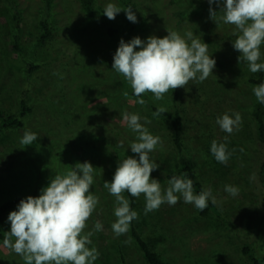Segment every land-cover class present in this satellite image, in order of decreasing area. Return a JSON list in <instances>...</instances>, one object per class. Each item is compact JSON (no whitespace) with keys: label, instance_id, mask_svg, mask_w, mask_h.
Here are the masks:
<instances>
[{"label":"rangeland","instance_id":"obj_1","mask_svg":"<svg viewBox=\"0 0 264 264\" xmlns=\"http://www.w3.org/2000/svg\"><path fill=\"white\" fill-rule=\"evenodd\" d=\"M109 2L123 9L133 7L138 22H130L123 10L114 20L108 19L103 9ZM211 7L217 11L215 20L208 0H51L49 7L45 0H0V110L18 116L22 107L29 109L21 127H6L0 134V203L40 192L55 174L88 161L96 167L91 191L99 203L84 233L92 232L89 247L99 252L95 264H148L132 236L131 224L126 233L114 234L115 197L104 187L119 160L137 156L128 148L136 134L122 118L125 112L135 113L152 135L160 137L149 153L159 164L151 178L166 189V175L185 159L206 190H212L220 212V217L212 211L201 214L181 198L174 206L164 203L145 214L143 194L134 197L132 210L138 218L133 224L150 247L165 264H251L243 253L245 245L255 258H261L264 147L252 137L250 113L257 101L253 88L258 85L249 82L256 73L238 62L240 54L232 46L235 26L223 22L217 5ZM167 29L181 35L192 31L208 44L216 67L205 81H189L176 88V100L173 89L160 100L146 92L140 104L130 83L112 70L113 54L121 38L126 42L136 36L162 38ZM261 53L264 61V45ZM149 103L180 112L182 151L175 150L169 140L168 120L152 111ZM226 112L241 116L232 134L216 124V118ZM25 130L38 136L26 147L20 143ZM226 136L230 158L222 164L210 147L214 140L225 142ZM225 185L237 186L239 194L230 196ZM122 195L129 199L126 191ZM97 221L102 231L94 230ZM1 231L0 264H25L23 257L3 244L4 233L10 231L7 217Z\"/></svg>","mask_w":264,"mask_h":264},{"label":"clouds","instance_id":"obj_2","mask_svg":"<svg viewBox=\"0 0 264 264\" xmlns=\"http://www.w3.org/2000/svg\"><path fill=\"white\" fill-rule=\"evenodd\" d=\"M208 3L213 20L217 11L211 5L215 4L223 13V22L235 26L233 35L236 38L232 40V46L240 54L238 62L247 64L252 73L264 71V61H261L264 0H208ZM122 10L130 22H138L133 7L123 9L112 2L105 5L103 15L114 20ZM215 67L216 60L209 55L207 43L192 31L181 35L168 29L162 38L136 36L127 42L121 38L112 64V70L130 83L140 104L144 103L141 97L146 92L160 100L169 90L185 87L189 81L203 82L213 74ZM253 94L264 104V82L253 88ZM122 118L136 134L128 148L137 156L119 160L112 180L104 181L108 193L115 197L113 214L116 220L112 230L117 237L126 233L131 222L138 218L129 199L122 195L125 191L136 198L143 194L145 214L159 209L164 203L174 206L181 198L199 211L206 209L209 201L217 203L211 189L197 194L192 180L183 176H170L168 187L162 189L161 182L151 178L159 164L149 156L160 143V137L149 132L139 114L125 112ZM240 123L238 112H226L216 118V124L228 134H232ZM37 138L36 133L25 130L20 143L26 147ZM226 142L227 136L225 142L214 140L210 147L215 160L222 164H227L230 158ZM95 168L88 161L77 162L66 173L55 174L40 189L38 196L22 198L7 216L10 231L4 233V246L23 257L25 264H95L99 252L95 247H89L92 232L84 233L86 221L99 203V198L91 191ZM224 191L232 197L239 194V188L234 185H225ZM94 230L102 231V223L95 222Z\"/></svg>","mask_w":264,"mask_h":264},{"label":"trees","instance_id":"obj_3","mask_svg":"<svg viewBox=\"0 0 264 264\" xmlns=\"http://www.w3.org/2000/svg\"><path fill=\"white\" fill-rule=\"evenodd\" d=\"M45 3L49 7L51 4V0H45ZM86 10L89 11L88 5L86 6ZM33 68L34 67H31L30 71H32ZM249 82L255 83L257 85L264 82V71L257 72L255 77L251 76L249 78ZM177 98H178V90L175 89L173 99L176 100ZM149 106L152 111L163 116L165 119L168 120L170 125V133L168 134L169 140L175 150L179 152L182 151L184 122L180 112L178 110H167L164 108H159L152 103H149ZM160 109H163V111H160ZM28 111L29 109H27L26 107H22L21 110H19L18 112V116H15L13 114L4 113L2 110H0V134L3 131V129L6 127H12V126L21 127L22 117L25 116L26 112ZM250 114L254 126V130H253L254 134H252V137H254V140L255 142H257L256 144L258 146L260 145L264 147V104H261L258 101H256L253 104ZM172 175L190 178L193 182L194 192L197 194L200 193L202 190H206L204 182L197 176V173L193 165L185 159L179 161L175 172L166 175V179L168 180V178H170V176ZM39 193H40L39 191H33L29 195L38 196ZM127 194L130 199V207L131 209H133L134 197H132L128 192ZM29 195L15 196L8 200H4L0 203V238L2 237V231H1L2 226L10 211L16 208V205L19 203V201L22 198H26ZM208 211L215 212V214L218 217H220V212L218 211L216 204H213L211 201H209L208 207L203 211H201V214H206ZM131 233L139 249L142 251L144 258L148 264H165L164 261L160 258L158 252H156L150 247V245L145 240V238L134 227L133 221L131 222ZM243 253L248 255L249 262H251V264H262L264 262V255L261 258H255L251 254L252 252L248 245H245L243 247ZM121 264H126V263L123 261Z\"/></svg>","mask_w":264,"mask_h":264}]
</instances>
